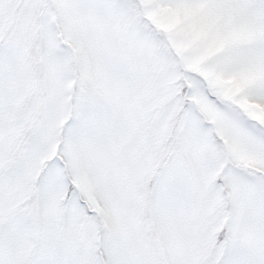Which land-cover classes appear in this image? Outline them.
<instances>
[{"label": "snow or ice", "instance_id": "1", "mask_svg": "<svg viewBox=\"0 0 264 264\" xmlns=\"http://www.w3.org/2000/svg\"><path fill=\"white\" fill-rule=\"evenodd\" d=\"M0 264H264V0H0Z\"/></svg>", "mask_w": 264, "mask_h": 264}]
</instances>
